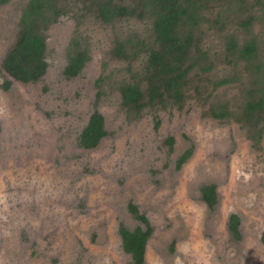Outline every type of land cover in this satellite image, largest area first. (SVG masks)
<instances>
[{
	"label": "rangeland",
	"instance_id": "374dc122",
	"mask_svg": "<svg viewBox=\"0 0 264 264\" xmlns=\"http://www.w3.org/2000/svg\"><path fill=\"white\" fill-rule=\"evenodd\" d=\"M28 2L0 3V264H132L119 228L145 225L130 203L152 227L145 264H264V107L255 126L244 120L246 102L264 91V69L252 72L226 51L228 36L240 45L253 36L256 64L264 63V0H209L195 32L206 55L191 54L200 61L183 104L148 105L139 115L124 107L120 85L134 80L146 90L153 16L106 23L82 0H63V15L45 31L47 71L23 83L2 60ZM74 36L90 59L66 78ZM118 41L127 58L112 53ZM223 106L229 115L215 118ZM95 108L107 135L86 149L78 138ZM207 184L216 187L214 207L202 199ZM234 213L239 239L229 230Z\"/></svg>",
	"mask_w": 264,
	"mask_h": 264
},
{
	"label": "trees",
	"instance_id": "16d2710c",
	"mask_svg": "<svg viewBox=\"0 0 264 264\" xmlns=\"http://www.w3.org/2000/svg\"><path fill=\"white\" fill-rule=\"evenodd\" d=\"M103 22H111L119 18L138 17L143 18L150 14L153 16V46L148 50L147 62L142 71V80L147 84L146 90H142L138 81L126 82L120 85L122 103L128 111L135 115L141 114L148 105H164L174 103L181 107L185 95L184 89L188 85V73L200 61L198 54L192 60L191 54L199 52L200 56L206 53L201 51L197 44L195 32L203 19L201 12L207 7L209 0H132L131 4H123L116 0H82ZM9 0H0L1 4ZM63 0H29L23 9L19 31L13 46L7 51L2 60V67L13 79L23 82H37L46 73L48 63L46 60V29L55 23L64 13ZM249 22H245L247 27ZM126 43L118 41L112 53L119 58H127ZM88 48L78 39L71 38L67 50V64L64 67L66 78H74L83 70L90 59ZM228 55L238 54L244 60L250 71L251 68L264 69V63L258 62V46L255 37H250L242 45L233 35L228 36L226 42ZM100 79L98 80V82ZM221 80L218 83H224ZM11 81L5 80L4 89L8 90ZM259 97H251L244 107L246 115L244 120L250 126H255L253 120L259 118L264 107V91L259 92ZM214 112L215 118H226L229 113L225 110ZM160 124L157 119L155 126ZM259 130L257 138H261ZM107 135L105 118L95 108L83 127L78 142L86 149L96 148L101 139ZM167 142L173 144V137H167ZM192 154V149L187 150L177 161L180 167ZM202 199L210 207L217 203V193L214 184L203 185L201 188ZM131 213L143 222L145 228L136 227L129 229L125 225L119 228L123 250L131 255L132 264H145L146 247L152 233V227L148 218L140 213L134 203L129 204ZM240 218L237 214H231L229 218V230L233 237L240 238ZM264 243V233L261 236Z\"/></svg>",
	"mask_w": 264,
	"mask_h": 264
},
{
	"label": "flooded vegetation",
	"instance_id": "af4514ba",
	"mask_svg": "<svg viewBox=\"0 0 264 264\" xmlns=\"http://www.w3.org/2000/svg\"><path fill=\"white\" fill-rule=\"evenodd\" d=\"M234 214H236V213H234ZM237 215H238V214H237ZM239 218H240V217H239ZM263 233H264V232H263ZM263 233H262V234H263ZM262 234H261V236H262ZM260 240H261V238H260ZM261 242L263 243V241H262V240H261ZM263 244H264V243H263Z\"/></svg>",
	"mask_w": 264,
	"mask_h": 264
}]
</instances>
